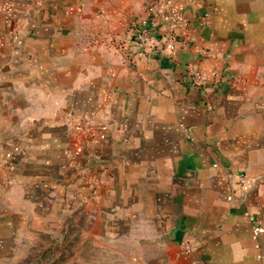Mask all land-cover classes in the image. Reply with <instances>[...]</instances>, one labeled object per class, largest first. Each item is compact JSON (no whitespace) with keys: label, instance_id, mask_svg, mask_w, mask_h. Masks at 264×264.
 Masks as SVG:
<instances>
[{"label":"crops","instance_id":"crops-1","mask_svg":"<svg viewBox=\"0 0 264 264\" xmlns=\"http://www.w3.org/2000/svg\"><path fill=\"white\" fill-rule=\"evenodd\" d=\"M169 1L0 0V264H264V0Z\"/></svg>","mask_w":264,"mask_h":264},{"label":"built area","instance_id":"built-area-1","mask_svg":"<svg viewBox=\"0 0 264 264\" xmlns=\"http://www.w3.org/2000/svg\"><path fill=\"white\" fill-rule=\"evenodd\" d=\"M9 3L0 5L2 10L10 9ZM184 20V8L182 5L170 4L169 0H145L144 16L136 18L132 25V40L138 49H150L151 52L171 57L174 50L176 27ZM159 23L162 24V43L157 45L156 35L160 31ZM188 82L191 86L200 88L203 92L206 91L207 85L200 71L189 70ZM213 168L216 164L211 165ZM237 183H243V177L237 176ZM245 216L252 220L249 214ZM252 238L256 239L260 234L264 233L262 226L254 225L251 228ZM185 252L189 251V247L184 245Z\"/></svg>","mask_w":264,"mask_h":264},{"label":"rangeland","instance_id":"rangeland-1","mask_svg":"<svg viewBox=\"0 0 264 264\" xmlns=\"http://www.w3.org/2000/svg\"><path fill=\"white\" fill-rule=\"evenodd\" d=\"M48 243H50L49 245H52L53 244V242L51 241V242H48ZM47 245V244H46ZM62 245H64V244H62ZM51 247V249H52V246H50ZM63 254H61V256H60V259L61 260H63ZM41 258L46 262V263H48V262H52V259L54 258V256L52 255V254H45V255H41ZM33 260V262H38L39 260H40V255L39 254H33L32 256H30V260ZM24 263H26V262H23V263H18V264H24ZM33 264V263H32ZM36 264V263H35Z\"/></svg>","mask_w":264,"mask_h":264}]
</instances>
